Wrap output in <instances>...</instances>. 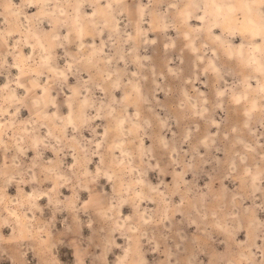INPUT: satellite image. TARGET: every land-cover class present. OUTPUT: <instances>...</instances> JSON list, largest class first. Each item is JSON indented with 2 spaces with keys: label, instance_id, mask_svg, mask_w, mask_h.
Wrapping results in <instances>:
<instances>
[{
  "label": "clouds",
  "instance_id": "9594fccd",
  "mask_svg": "<svg viewBox=\"0 0 264 264\" xmlns=\"http://www.w3.org/2000/svg\"><path fill=\"white\" fill-rule=\"evenodd\" d=\"M0 264H264V0H0Z\"/></svg>",
  "mask_w": 264,
  "mask_h": 264
},
{
  "label": "rangeland",
  "instance_id": "374dc122",
  "mask_svg": "<svg viewBox=\"0 0 264 264\" xmlns=\"http://www.w3.org/2000/svg\"><path fill=\"white\" fill-rule=\"evenodd\" d=\"M67 194V193H66Z\"/></svg>",
  "mask_w": 264,
  "mask_h": 264
}]
</instances>
